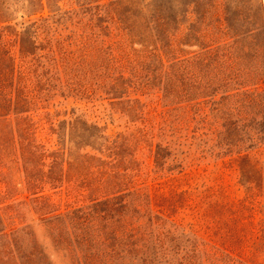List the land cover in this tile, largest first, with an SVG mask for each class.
<instances>
[{"label": "rangeland", "instance_id": "374dc122", "mask_svg": "<svg viewBox=\"0 0 264 264\" xmlns=\"http://www.w3.org/2000/svg\"><path fill=\"white\" fill-rule=\"evenodd\" d=\"M0 83V229L29 226L26 252L72 264L36 198L115 199L149 242L127 264H264V0H0ZM21 135L37 196L3 149Z\"/></svg>", "mask_w": 264, "mask_h": 264}, {"label": "trees", "instance_id": "16d2710c", "mask_svg": "<svg viewBox=\"0 0 264 264\" xmlns=\"http://www.w3.org/2000/svg\"><path fill=\"white\" fill-rule=\"evenodd\" d=\"M2 89L4 87L0 83V90L2 91ZM4 143L3 149H5V156L9 159L10 165L19 166V170L24 173L26 189L28 192L33 191V195L37 196L35 191L39 185L46 183L44 176H41L42 171H39L37 166H32L35 160H41L38 151L32 150L31 144L27 143L24 135H21V140L18 142L13 136L12 140ZM52 177L48 178H50L51 185L54 186L56 181L54 182ZM51 198H36L31 204L35 205V211L41 213L42 220L46 216H52L50 220L42 221V223L47 227L55 248L67 254L72 264H127L132 258L137 259L140 254L148 253L146 252L148 251V240L138 238L140 232L131 229V225L129 226L122 219L124 216L121 213L124 212L126 206L121 202L114 199L100 203L95 207V216H93L82 210L62 214L60 209H55ZM5 200H1L0 205L5 204ZM19 211V205L8 206L5 209L0 208V225L4 223L2 212L19 213ZM55 214L57 215L54 217ZM115 215L123 217L117 218ZM9 227L10 235L4 233L6 228L0 229V235H2L1 239H12L15 251L7 250L4 252L5 255L12 259L16 257L19 264H51L45 262L48 260L45 252L40 251L38 247L34 246L30 252L19 247L18 236L20 233L29 232L27 231L29 226L14 230L16 225L12 223ZM28 234L34 235L33 233ZM147 257L150 258V256ZM147 262V260H143L144 264H148Z\"/></svg>", "mask_w": 264, "mask_h": 264}]
</instances>
